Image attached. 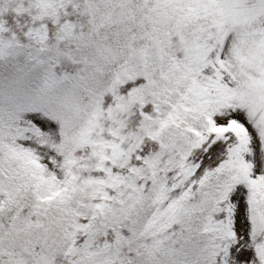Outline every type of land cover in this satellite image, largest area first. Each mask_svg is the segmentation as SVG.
I'll list each match as a JSON object with an SVG mask.
<instances>
[{
	"label": "snow or ice",
	"instance_id": "1",
	"mask_svg": "<svg viewBox=\"0 0 264 264\" xmlns=\"http://www.w3.org/2000/svg\"><path fill=\"white\" fill-rule=\"evenodd\" d=\"M0 264H264V0H0Z\"/></svg>",
	"mask_w": 264,
	"mask_h": 264
}]
</instances>
